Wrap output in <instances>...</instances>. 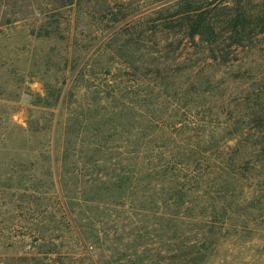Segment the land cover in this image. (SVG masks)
Listing matches in <instances>:
<instances>
[{"label":"rangeland","instance_id":"obj_1","mask_svg":"<svg viewBox=\"0 0 264 264\" xmlns=\"http://www.w3.org/2000/svg\"><path fill=\"white\" fill-rule=\"evenodd\" d=\"M208 2L0 0V264H179L155 260L153 254L165 251L156 241L144 245L132 240L127 231L134 218L107 213L91 219L78 198L67 204L65 190L51 180L48 123L58 110L67 74L84 67L123 80L125 70L114 47L134 39L135 55L153 51L189 57L190 70L202 63L212 84L235 92L228 100L245 105L255 99L264 110V0H221L228 6L222 13L236 4L247 11L239 41L225 33L211 47L198 35L192 42L160 27L150 39L164 47L142 46L146 37L139 30L145 22L164 23L183 7ZM185 42L189 46L183 47ZM234 145L235 139L227 141L229 148ZM256 168L251 170L254 178L235 184L236 207L221 215L211 242L200 248L201 258L189 264H264V166ZM66 211L75 219L74 227ZM196 228H189V234L195 231L200 237L205 228Z\"/></svg>","mask_w":264,"mask_h":264},{"label":"trees","instance_id":"obj_2","mask_svg":"<svg viewBox=\"0 0 264 264\" xmlns=\"http://www.w3.org/2000/svg\"><path fill=\"white\" fill-rule=\"evenodd\" d=\"M225 8L221 0H210L183 7L164 23L145 22L142 46L164 47L150 39L160 27L192 42L198 35L211 47L225 33L239 41L247 11L236 4L222 13ZM125 41L114 47L123 80L84 67L65 76L58 110L48 123L51 180L65 190L68 205L75 204L72 198L85 203L86 217L134 218L127 231L133 241L164 247L153 254L155 260L189 264L201 258L200 248L211 242L221 215L236 207L235 184L264 166V110L255 99L245 105L228 100L235 92L212 84L202 63L190 70L189 57L135 55L130 42L137 40ZM231 139L233 148L227 146ZM66 216L74 227L75 219L68 211ZM196 225L205 228L200 237L189 234Z\"/></svg>","mask_w":264,"mask_h":264}]
</instances>
